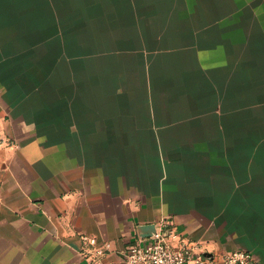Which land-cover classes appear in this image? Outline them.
<instances>
[{
    "label": "crops",
    "instance_id": "0c3cea01",
    "mask_svg": "<svg viewBox=\"0 0 264 264\" xmlns=\"http://www.w3.org/2000/svg\"><path fill=\"white\" fill-rule=\"evenodd\" d=\"M162 219L264 264V0H0V264Z\"/></svg>",
    "mask_w": 264,
    "mask_h": 264
},
{
    "label": "built area",
    "instance_id": "2783aa9c",
    "mask_svg": "<svg viewBox=\"0 0 264 264\" xmlns=\"http://www.w3.org/2000/svg\"><path fill=\"white\" fill-rule=\"evenodd\" d=\"M87 245L86 254L95 258L104 255V244L94 238L82 237ZM208 253L211 256H205ZM125 264H257L253 254L246 250H223L209 253L196 242L188 241L162 219L154 224V232L147 238L139 237L124 253Z\"/></svg>",
    "mask_w": 264,
    "mask_h": 264
},
{
    "label": "water",
    "instance_id": "95a60500",
    "mask_svg": "<svg viewBox=\"0 0 264 264\" xmlns=\"http://www.w3.org/2000/svg\"><path fill=\"white\" fill-rule=\"evenodd\" d=\"M137 230L139 237L147 238L154 232V224L140 226ZM205 256L210 257L211 255L206 253Z\"/></svg>",
    "mask_w": 264,
    "mask_h": 264
},
{
    "label": "rangeland",
    "instance_id": "374dc122",
    "mask_svg": "<svg viewBox=\"0 0 264 264\" xmlns=\"http://www.w3.org/2000/svg\"><path fill=\"white\" fill-rule=\"evenodd\" d=\"M258 3H262V2H261V1H258ZM258 10H259V11H262V10H261V7H260V8H258Z\"/></svg>",
    "mask_w": 264,
    "mask_h": 264
}]
</instances>
